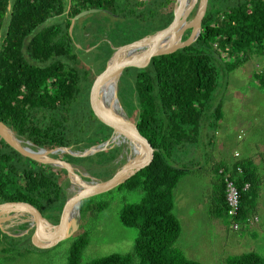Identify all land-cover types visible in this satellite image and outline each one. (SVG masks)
Returning a JSON list of instances; mask_svg holds the SVG:
<instances>
[{
    "label": "trees",
    "instance_id": "trees-1",
    "mask_svg": "<svg viewBox=\"0 0 264 264\" xmlns=\"http://www.w3.org/2000/svg\"><path fill=\"white\" fill-rule=\"evenodd\" d=\"M173 2L0 0V121L18 137L46 149H84L108 139L112 129L90 108L92 67L77 65L80 48L69 30L71 18L90 8L111 14L105 15L108 23L100 26V31L112 33L106 37L110 41L97 44L103 35L87 41L93 46V59L83 57L98 74L114 47L166 27L173 18ZM85 20L74 25L78 31L91 29L82 28ZM189 33L187 29L182 39ZM252 54H264V0H208L200 34L192 44L123 70L118 97L127 87L129 109L125 111L130 118L135 115L140 134L155 150L139 171L117 186L142 191L138 202L125 204L119 213L121 224L137 228L133 250L96 257L86 264H134L135 259L136 264H203L174 246L181 226L173 212V191L187 168L177 166L171 156L183 145L197 144L206 117L219 119L218 83L222 80L225 85L228 74ZM253 78L264 91V71L253 73ZM118 151L119 147L100 151V161L90 164V174L110 177L115 170L111 172L112 168L105 165ZM58 157L75 164H84L88 158L68 153ZM215 172L219 176L220 216L241 223L250 216L258 196L255 168L251 162L240 161L232 167L216 165ZM65 175L62 168L23 156L0 137V203L26 202L57 223L66 200ZM225 179L233 180L239 191L238 211L233 218L227 214ZM245 183L249 186L243 189ZM22 237L9 236L0 229V242ZM87 243L85 232H79L70 245L66 264H80ZM224 264H264V257L249 250L226 256Z\"/></svg>",
    "mask_w": 264,
    "mask_h": 264
},
{
    "label": "rangeland",
    "instance_id": "rangeland-1",
    "mask_svg": "<svg viewBox=\"0 0 264 264\" xmlns=\"http://www.w3.org/2000/svg\"><path fill=\"white\" fill-rule=\"evenodd\" d=\"M174 2L172 6H174ZM194 12L195 10L192 11L191 17L194 15ZM109 14L106 12L87 14L78 19L74 25L80 24L87 19L85 20V24L82 25V28L91 27V29H83V31L80 32L78 31V26L73 25L75 28L71 30L76 45L80 48V61L77 65L82 66L84 64V67H92L91 72H89L91 78H95L97 71L92 63L86 60L87 58L83 59V57H91L93 59V55L90 53L93 46H88L87 41L99 39L101 35H103L101 37L103 41L97 44L110 41L106 37H110L112 33L109 30L100 31V26L108 23L105 15ZM102 16H105V18ZM111 19L113 20V18ZM79 34L83 37L81 38ZM256 56L258 55H250V58L240 65V69L232 70L229 73V80L226 79L225 85L222 80L218 83L219 88L216 92V98L221 97L222 92L224 98H227V93L230 94V98L227 100L230 103L229 106H231V111L229 112V106H227L226 103L223 108L227 110L228 114L226 115H228V123L234 130L240 129L237 127L238 123H236V127L234 123H232L236 116L238 120L242 119L245 121L244 124L248 126L249 130L244 133L243 138L238 139L235 136H228L227 132H225L222 127L220 128V125H222L224 121L222 120L221 122L220 117L217 121H213V118H210L211 120H208L207 127L210 131L208 137L211 138L212 144L209 148L206 146V142L204 143V141H202L201 135L199 134L196 141L197 153L194 154L193 152L186 151V160L183 161L184 164H186L185 167L182 163L178 164L179 154L177 150L174 151V154L172 153L171 156V159L173 157L175 161H177L176 165L181 168L194 167L195 164H192L193 160L195 163L203 166L205 163L204 159L209 157L210 165L205 169L211 173V179L204 177L203 172L200 171L199 176H197L199 179L182 182L173 195V212L177 216V219L180 218L179 213L184 208L186 209V207L190 206L192 210L189 216L194 220L193 230L188 235L186 232H183V234L180 233L174 246L180 249L187 258L198 260L203 264H224V258L222 257L223 251L225 255H235L253 250L264 257L263 180L258 186L256 203L254 207L249 210L250 216L241 223L238 222V229L232 228L231 222L229 223L228 221L230 218L224 214L222 216L219 214L221 219L218 218L216 222H211L209 225L205 224L202 220L203 212L200 209L203 206L205 208H214L216 206V209L220 211L222 203L219 200L217 192L219 176L214 172L216 158H227L235 149L244 153L243 142L247 141L248 145L246 147H249L247 150L245 148V155L258 164L260 176L264 174V91L259 88L256 80L249 77L250 70L254 72L264 71L262 64H256L254 60ZM123 88L124 89H122L119 94L118 100L120 104L122 103L121 106H123V109L128 111L129 91L127 87ZM134 118L135 115L130 119L133 120ZM260 120L263 122V130L260 127L257 131L251 132L250 126H254V124ZM215 125L217 128H214ZM214 129H216V132ZM19 138L24 141L26 140L22 137ZM109 146H112L110 149L119 147L115 159L105 165L108 168H112V170H110L112 172L125 161L130 151L129 146L125 142L114 141L113 145L109 144ZM99 152L88 155L84 164H77L76 167L81 173L90 174L89 169L91 165H95V160L100 161L101 154ZM62 153L63 152H58L54 156L58 157V155ZM93 169L99 170V166H93ZM90 175L93 176L92 174ZM64 180H67L68 185H65V187L69 190L70 182L67 179V174L63 178V181ZM141 196L142 191L139 188L127 190L125 188L115 187L85 199L82 209L79 210V223L76 231L72 233V235L49 247H35L30 240L34 228H28L26 224L25 229L28 230L23 234L26 236L22 237L23 235H20L17 237L22 238H7L0 242V264H66L70 245L79 232H85L88 240L87 245L81 253L80 264H86L93 258L115 252H130L133 250L138 231L135 227H127L121 224L119 221V213L125 204L138 202ZM190 198L192 199L190 200ZM99 205H104L101 210H97ZM255 218H257V220H255ZM219 220L222 225L221 227ZM1 226L10 233L21 232L23 230L20 229L23 228L22 226L19 228L16 223L11 221H2ZM236 234L242 235L243 237L240 246L229 251H227L226 248L222 249L221 246L225 239L227 238V241H230L231 237ZM136 262L137 260L135 259L134 264H136Z\"/></svg>",
    "mask_w": 264,
    "mask_h": 264
},
{
    "label": "water",
    "instance_id": "water-1",
    "mask_svg": "<svg viewBox=\"0 0 264 264\" xmlns=\"http://www.w3.org/2000/svg\"><path fill=\"white\" fill-rule=\"evenodd\" d=\"M207 1L175 0L173 18L166 27L146 34L132 42L114 47L104 68L96 74L89 89V103L94 116L112 129L110 137L105 141L84 149H74L72 146L46 149L34 146L29 140H22L6 124L0 121V137L23 156L42 164L64 169L70 182L69 189L72 185L71 175H74L78 181L85 182L81 189L74 192H69L64 187L66 200L57 223L50 222L35 207L26 202L6 201L0 203V229L3 233L12 237L23 235L28 230L25 229V225L30 223L28 228H34L30 240L35 247L43 248L54 245L58 241L72 235L78 228L80 204L83 199L119 186L149 161L155 148L140 134L136 124L137 118L130 119L118 100V82L120 76L127 67L141 65L148 62L154 56L169 54L192 44L200 34L201 21L206 11ZM193 10L195 12L191 17L190 15ZM99 11L110 13L108 10L98 8L82 10L71 18L69 30H72L73 25L81 17ZM187 29H190V33L186 39H182ZM110 79H113L110 90L112 98L116 102V108L109 103L106 104L103 96L105 92L103 85L106 82L108 83ZM6 132L11 133L21 143L14 142L7 136ZM115 135L122 136L126 141L125 143H128L127 140L135 143L137 150L134 152L132 147L128 145L130 152L125 161L108 178L98 179L89 173L83 174L76 167L77 164L54 156L58 152H63L75 157H86L99 151L110 149L112 146H109V144L113 145L114 141L112 142V139ZM66 181L64 180L63 182L65 183ZM74 206L77 207L78 214L70 218L69 214ZM22 219L24 220L21 221ZM2 221L16 223L19 228L22 226L23 228L20 229L23 230L21 232L10 233L2 228Z\"/></svg>",
    "mask_w": 264,
    "mask_h": 264
},
{
    "label": "crops",
    "instance_id": "crops-1",
    "mask_svg": "<svg viewBox=\"0 0 264 264\" xmlns=\"http://www.w3.org/2000/svg\"><path fill=\"white\" fill-rule=\"evenodd\" d=\"M254 60L256 61V64L260 63V65L262 64L263 65L262 67H264V54L263 55L256 56ZM240 68H241V66H239L238 68H235L234 70L240 69ZM253 73H255V72L253 70H250L249 77L252 78V79H254L253 78ZM227 80H229V74L227 76ZM226 97L227 98H224L223 97V92H222V96L217 98L218 103H220V114H219V117L221 119V122H222V120L224 121L223 124L220 125V128L222 127L223 130L225 132H227L228 136H230V137L235 136L238 139H242L243 136H244V133L247 132L249 130V128H248V126H246L244 124L245 121H243L242 119L238 120L237 119V116L232 121V123H234L235 127H236V123H238L237 124V127L240 128V129L234 130L233 128H231V125L228 123V115H226V114H228V112H227V110H225L223 108V106H224L225 103L227 104V106L230 105L229 101L227 100L228 98H230V94L227 93V96ZM230 108H231V106L228 107L229 112L231 111ZM211 117H212L211 115L209 117H206L203 120V122L201 123V126H200L201 139H202V141H204V143L206 142L205 144H206V146L208 148L212 144L211 138L208 137V133L210 131L208 130V127H207L208 120H211L210 119ZM260 127L263 130V122L261 120L259 122H256L254 124V126H250V128H251L250 130H251V132L257 131ZM214 128H217L216 125L214 126ZM214 131L216 132V129H214ZM247 145H248L247 141L243 142L244 153L241 152V151H239L238 149H235L233 151V153H231V155L229 157H227V158H216V163H215V166H214V172H215L216 165H219V164H221V165L224 164L227 167H232L234 164H236V163H238L240 161H248V162H251L252 165H253V167L255 168V171H256L257 176L259 178V184H260V182L262 180L264 181V174L262 176H260V174H259L258 164H256L255 162H253L250 158H248L247 155H245V148H246V150L249 148V147H246ZM186 151L193 152L194 154H196L197 153L196 144L183 145V146H181V147L178 148V152H177L179 154V156H178V164L179 163H182L184 167L186 166V164H184V162H183L184 160H186L185 159V157H186ZM235 152H238V156H235L234 155ZM208 158L209 157H206L204 159V162L205 163L203 164V166L202 165L200 166L199 164L195 163L194 160L192 161V164H195V166L194 167L187 168L182 173V175L180 177V180L178 181V183H177V185H176V187H175V189L173 191V195L176 193V190H177L178 186L182 182H184V181L185 182L186 181H195V180L199 179L197 176H199L200 171L203 172L204 177H208L209 179H211V173H209V171H207V169H205L206 167H208V165H210V162H209V159ZM191 199L192 198H190V200ZM173 209H174V207H173ZM200 209L203 212V214H202V220L207 225H209L211 222H216V220H218V218L221 219V217L219 216V210L216 209V206L214 208L213 207L205 208L203 206ZM191 210H192V207L189 206V207H186V209L184 208L179 213L180 218L178 220H180L179 223H180V226H181V231H180L181 234H183V232H186V234L188 235L193 230L194 220L191 219V217L189 216L191 214ZM228 221H229V223L231 222L230 219ZM219 223H220V220H219ZM221 226L222 225L220 223V227ZM241 240H243L242 235L236 234L233 237H231L230 241H227V238H226L221 247H222V249H225L226 248L227 251L232 250V249H236V247H239L240 246ZM226 256H228V255H225L224 254V251H223L222 257L225 259Z\"/></svg>",
    "mask_w": 264,
    "mask_h": 264
},
{
    "label": "bare ground",
    "instance_id": "bare-ground-1",
    "mask_svg": "<svg viewBox=\"0 0 264 264\" xmlns=\"http://www.w3.org/2000/svg\"><path fill=\"white\" fill-rule=\"evenodd\" d=\"M113 84V79H110L108 81V83L106 82L105 85H103V88L105 89V92H104V99L106 100V104L109 103L110 105L114 106L116 108V102L114 101V99L112 98V95H111V90H110V86ZM7 136L12 139L14 142L16 143H21V141L17 140L16 138H14V136L9 133V132H6ZM127 140V139H126ZM115 141V142H126L125 139L122 137V136H118V135H115L112 139V142ZM127 145H130L133 149V151L135 152L137 150V145L135 143H131L129 140H127ZM75 169V167H73ZM71 178H72V185H71V188L69 189V192H74V191H77L78 189H81L83 187V185L85 184V182H80L78 181L74 175H71ZM78 214V209L77 207H72V211H71V214H70V218L72 217H75L77 216ZM28 225H30V223H28Z\"/></svg>",
    "mask_w": 264,
    "mask_h": 264
},
{
    "label": "built area",
    "instance_id": "built-area-1",
    "mask_svg": "<svg viewBox=\"0 0 264 264\" xmlns=\"http://www.w3.org/2000/svg\"><path fill=\"white\" fill-rule=\"evenodd\" d=\"M235 156H238V152L234 153ZM238 172H241V168L237 167L236 168ZM249 186L248 183H245L243 186V189H246ZM225 198L228 203V209H227V214L230 217H234L237 214L238 211V206H239V191L237 187L234 184V181L231 179H225ZM257 220V218H255ZM231 226L233 229H238L239 224L235 220H231Z\"/></svg>",
    "mask_w": 264,
    "mask_h": 264
},
{
    "label": "flooded vegetation",
    "instance_id": "flooded-vegetation-1",
    "mask_svg": "<svg viewBox=\"0 0 264 264\" xmlns=\"http://www.w3.org/2000/svg\"><path fill=\"white\" fill-rule=\"evenodd\" d=\"M82 38V37H81ZM96 76V75H95ZM59 158V157H58ZM98 179H102V178H99V177H97ZM24 236V235H23Z\"/></svg>",
    "mask_w": 264,
    "mask_h": 264
}]
</instances>
